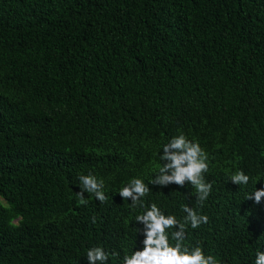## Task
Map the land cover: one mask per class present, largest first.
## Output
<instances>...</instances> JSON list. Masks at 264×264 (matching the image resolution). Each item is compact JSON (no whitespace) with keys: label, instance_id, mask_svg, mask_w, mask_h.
<instances>
[{"label":"trees","instance_id":"trees-1","mask_svg":"<svg viewBox=\"0 0 264 264\" xmlns=\"http://www.w3.org/2000/svg\"><path fill=\"white\" fill-rule=\"evenodd\" d=\"M257 1L0 0V264H92L87 252L96 247L108 260L95 264H125L145 250L138 230L151 221L137 217L152 205L178 222L166 229L170 247L255 264L264 197H248L264 189V100L256 97L264 93V25L245 16ZM249 57L261 59L250 66ZM252 89L260 109L242 125L236 94ZM118 95L157 103L139 137L118 116ZM197 118L223 131L185 127L206 154L204 201L185 180L135 203L80 208L79 175L120 180L101 175L95 160L106 161L103 170L134 162V176L146 165V174L171 176L174 169L159 171L169 164L163 146ZM238 171L251 178L246 185L232 182ZM185 207L207 223H186Z\"/></svg>","mask_w":264,"mask_h":264},{"label":"clouds","instance_id":"clouds-1","mask_svg":"<svg viewBox=\"0 0 264 264\" xmlns=\"http://www.w3.org/2000/svg\"><path fill=\"white\" fill-rule=\"evenodd\" d=\"M246 19L249 20V25L259 23L264 25V0L257 1L252 9L246 14ZM248 29H251L248 26ZM261 57H249L250 66H253ZM257 99L264 100V93L259 91L256 95ZM238 103L240 121L243 125L246 121L250 120V116L260 109L259 104L254 99L253 89L251 95L236 94ZM118 116L124 118L128 122L129 131L133 137H139L143 134L149 125V120L157 113V103L151 99L145 101H138L134 98H123L120 95L113 101ZM188 123H193L199 127L204 135L217 133L222 131L220 127L214 124L213 132L209 130L207 123L203 119H188L181 128L176 132L171 142L163 146L161 160H168L169 164L163 165L160 168V173H164L167 169L171 176L159 175L153 173L146 174V168L142 176H134L132 170L134 162L126 165L114 166L110 170H103V165L106 161L95 160L92 164L95 168L102 170L101 175H115L120 177L117 182L107 184L88 175H79L82 183V191L77 193V198L80 208H89L90 206H100L102 202H112L122 204L127 201L128 203H135L144 197L150 188L157 189L159 185L168 186L169 184H176L183 187L185 180L191 182L199 193V201H204L209 195L212 185L205 183L202 174L208 170V164L205 162L206 154L199 146V137L193 135L185 130ZM223 132V131H222ZM161 145H163L161 143ZM250 152L263 157L260 149H253ZM131 151L122 154L121 157L129 155ZM160 160V161H161ZM231 180L234 184H247L251 180L246 176L243 171L235 173ZM84 191L87 193L84 194ZM264 197V189H256L255 193L248 197L254 199L259 203L261 198ZM185 212L188 213L185 222H191L193 228L198 227L201 223H207V216H198L193 210L185 207ZM82 212H79L72 219L76 222L79 221ZM139 221H151L147 226L139 229V235L145 238V250L136 252L132 256H125V264H217L212 256L203 254L200 248H195L189 252L187 249L181 250V245L178 242L175 247H170L168 244V236L166 229L175 227L177 220L174 216L165 217L160 210L152 205L151 209L145 215L138 216ZM95 222V221H93ZM184 224L179 225V231L173 233V237L178 241L183 239ZM87 259L95 264L99 260L104 262L108 260L107 254L100 247L92 248L87 252ZM255 264H264V252L258 251L256 253Z\"/></svg>","mask_w":264,"mask_h":264}]
</instances>
